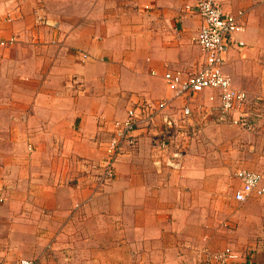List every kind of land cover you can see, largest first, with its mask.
<instances>
[{"label": "crops", "instance_id": "obj_1", "mask_svg": "<svg viewBox=\"0 0 264 264\" xmlns=\"http://www.w3.org/2000/svg\"><path fill=\"white\" fill-rule=\"evenodd\" d=\"M218 2L243 26L235 39L245 44L228 49L223 72L259 107L264 0ZM189 3L0 0V194L5 203L15 193L19 205L41 203L29 209L27 227L19 225L20 206L11 218L1 213L0 264H15L21 255L36 264H216L212 255L227 248L235 254L231 264H264V198L235 201L240 181L235 177L228 192L226 171L212 168L211 155L198 167L195 156L210 149L195 143L180 170L152 162L163 153L155 143L166 128L163 115L176 124L177 147L184 127L180 111L187 102L172 99L164 74L196 70L204 60L196 44L201 20L186 12ZM216 93L195 96L185 124L202 121L199 104L217 108L218 99L210 98ZM144 99L155 107L166 99L171 109L159 112L151 129L134 133L137 142L119 157L114 178L96 189L87 176L98 170L90 165L104 155L113 123ZM262 165L260 172L247 170L259 173L264 187Z\"/></svg>", "mask_w": 264, "mask_h": 264}, {"label": "built area", "instance_id": "obj_2", "mask_svg": "<svg viewBox=\"0 0 264 264\" xmlns=\"http://www.w3.org/2000/svg\"><path fill=\"white\" fill-rule=\"evenodd\" d=\"M185 9L188 14L200 17L201 27L196 38V44L201 49L204 60L196 70L190 72L177 70L164 74V80L172 99L187 102L180 111L181 125L179 127H182L193 116L189 104L191 100L205 90H212L218 92L210 98L211 100L218 99L219 120L246 130H252L253 116L255 115L253 109L258 108L256 107L258 101H251L245 92L235 89L230 78L224 74L222 69L228 49L245 45L235 39V35L243 31V26L236 17L223 13L218 0H191ZM13 42L14 39L11 38L7 42H1V45H9ZM83 57L86 58V55ZM164 109H171L168 100L159 101L155 107L151 101L144 99L128 109L124 120L113 123V133L103 155L104 177H102L103 182L101 184L111 180L113 167L123 151L135 146L137 137L134 133L140 129H151L155 124L156 116ZM163 122L166 128L155 139L157 149L163 152L160 155L162 158L169 147L173 146L174 140L171 131L173 132L176 127L171 114L165 113ZM183 155V150L174 148V151L167 155V158H156L154 164L160 167L164 163L165 167L180 170ZM235 177L241 183L240 188L234 193L235 201L245 202L251 196L264 198V187L261 185L262 176L259 173L239 169L236 171ZM212 259L216 264H231V261L235 259V254L230 248H227L213 254ZM34 262L24 259L18 264H34Z\"/></svg>", "mask_w": 264, "mask_h": 264}, {"label": "rangeland", "instance_id": "obj_3", "mask_svg": "<svg viewBox=\"0 0 264 264\" xmlns=\"http://www.w3.org/2000/svg\"><path fill=\"white\" fill-rule=\"evenodd\" d=\"M254 99V98H252ZM146 100V99H145ZM263 104H260L258 108L254 112V120H253V129L252 130H246L243 128H240L238 126H235L231 123L227 122H220L218 121V116L216 113H218V109L214 106H205L199 104L197 106V110L199 111L200 120L202 121H196L197 118L193 119L194 121H191L187 124H184V127L177 130V136H178V147L172 144L174 148H179L185 152L188 148V146H191L193 143H195L196 148H208L210 149L208 153L206 154H197L195 156V164H197L198 167H201V161L200 159L204 158L205 156L211 155L213 164V167L220 168L221 171L225 170L226 172L223 173L225 176L228 192L233 191V187L235 186V173L239 169H252L259 171L260 166H264V100ZM128 111V110H127ZM193 133H196V136L193 135ZM24 143V141H23ZM108 144V143H107ZM24 145V148L26 147L28 152H32V148L30 146ZM106 145V148L107 149ZM24 148H20V152L23 153L25 151ZM11 150V149H10ZM27 152V153H28ZM124 153V151H123ZM119 156V155H118ZM159 156L161 159H164L160 156V153L154 154V159L152 160L153 164L156 160V157ZM121 157V155L119 156ZM118 157V159H119ZM167 158V156H165ZM220 158V162H219ZM117 159V161H118ZM226 160V161H225ZM103 161V154L101 156V159L99 161L98 165H95L94 167L90 165V168L98 170L97 174H90L87 176L89 179L88 181L94 183L96 185V189L100 190L99 186L109 184V182L114 178L115 175V166L113 167V176L111 180L108 182L101 184L103 175V169L104 165L102 163ZM116 165V164H115ZM99 166V168H98ZM164 163H162L163 168ZM157 168V167H156ZM158 169V168H157ZM214 169V168H213ZM91 170V169H90ZM161 171V169H159ZM172 170V169H171ZM163 173L159 172V174ZM27 177V175L25 176ZM10 191V188H9ZM23 193L27 194V189L22 190ZM1 196H4L0 194V215H2V212H7L10 215H2L7 216V218H11L13 213H19L17 210V207L20 206V220L19 225L27 227L29 215L33 214V211H29L31 207H36L40 209L41 203H29L24 202L20 203V205L17 203V201L21 198L20 193H15V196H13L14 202L11 203V194L8 197V201L5 203V198H2ZM23 200V199H22ZM55 204V203H52ZM15 210V211H13ZM42 215V212H41ZM6 220L0 219V226L2 227L5 225ZM8 223L10 225H18L16 221L9 220ZM8 238V236H5ZM27 237L28 235H20V241L26 242L28 241ZM4 238V235H0V239ZM86 242V241H85ZM28 244V243H27ZM4 245V241L0 240V246ZM7 245V243H5ZM25 245V244H24ZM33 247V246H32ZM23 248V245H22ZM25 252H29L24 250ZM43 251V250H42ZM32 253V252H29ZM37 255V252H35ZM75 253V252H74ZM55 254V252H54ZM66 258L70 259V253L65 252ZM72 255V254H71ZM32 260L28 259L26 257H23L22 255L19 258L15 259V264H18L21 260ZM66 259V260H67ZM57 260V258H55ZM73 260V259H70ZM34 261V260H33ZM36 264V262H34Z\"/></svg>", "mask_w": 264, "mask_h": 264}]
</instances>
